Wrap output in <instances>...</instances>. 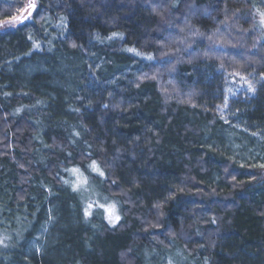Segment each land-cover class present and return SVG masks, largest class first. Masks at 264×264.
Masks as SVG:
<instances>
[{
	"label": "trees",
	"instance_id": "1",
	"mask_svg": "<svg viewBox=\"0 0 264 264\" xmlns=\"http://www.w3.org/2000/svg\"><path fill=\"white\" fill-rule=\"evenodd\" d=\"M31 2L0 30V264H264V167L211 138L220 70L255 76L242 118L264 137L260 1L0 0V24ZM180 26L197 39L178 58ZM209 37L235 48L206 53Z\"/></svg>",
	"mask_w": 264,
	"mask_h": 264
},
{
	"label": "rangeland",
	"instance_id": "2",
	"mask_svg": "<svg viewBox=\"0 0 264 264\" xmlns=\"http://www.w3.org/2000/svg\"><path fill=\"white\" fill-rule=\"evenodd\" d=\"M260 3L256 6V15L258 20V25L260 28L264 24L261 23V17L259 15L260 12H264V0H259ZM29 11V9H28ZM32 12V11H31ZM22 21L28 20L32 18L33 12L31 16L27 15V12H23ZM21 18V17H20ZM17 18L15 20L6 21L5 23L0 24V30L5 28H13L20 24L21 19ZM182 24L183 20H179ZM194 32H186L184 28H175L173 29V33L170 36V41L173 40L177 50L175 51L176 57L180 58L185 56L187 53L192 51V47L194 44L195 36L192 34ZM263 33V32H262ZM264 34V33H263ZM180 36L179 41H175V37ZM229 48H235L234 44L229 41L226 42L224 38L217 39L212 38L205 39V52L206 53H216L223 54ZM224 51V52H223ZM193 55H199L200 51L193 52ZM103 63L100 62L97 64V68L101 69ZM142 70V66H138L137 63H133L127 65L125 70L126 74H137ZM226 81L227 87L225 92L224 102L221 106L220 119L222 123V128L225 132L217 131L218 136L211 135L213 142L218 144H224L222 146H226L230 151L231 155L237 162L240 164H246L251 161L256 165L264 167V154L262 150L259 149L261 145L264 143V137L262 132H260L255 126H251L244 122L242 115L244 113L243 106L245 107L251 101V97L255 94L256 91V78L254 75L243 72H226L224 70H220ZM238 73V74H234ZM243 77V79H241ZM225 100H227V106L225 107ZM220 130V129H219ZM224 138L223 141L220 142L221 138ZM252 141H254L252 143ZM112 204V203H109ZM117 214V212H116ZM117 223V222H116ZM115 223V224H116ZM51 223L46 225L39 235L33 240L32 248L41 251L46 238V233Z\"/></svg>",
	"mask_w": 264,
	"mask_h": 264
},
{
	"label": "snow or ice",
	"instance_id": "3",
	"mask_svg": "<svg viewBox=\"0 0 264 264\" xmlns=\"http://www.w3.org/2000/svg\"><path fill=\"white\" fill-rule=\"evenodd\" d=\"M36 5L34 2H31L28 4L27 8L21 9V13L23 14V12H27L28 16L32 15L31 11H28V9H35ZM260 17H261V23L264 24V12H260L259 13ZM13 19H17L16 17H14ZM21 22L23 19V15L21 16ZM118 34L114 33L113 37L117 36ZM113 37H109V39H112ZM122 38V37H121ZM209 39H211V37H209ZM34 47H39V45H34ZM73 47H76V45H73ZM129 52L134 53L135 55H142L140 52H138L136 49L131 48L128 49ZM145 59L148 60H152L153 57L152 56H147L144 57ZM221 67H223V65H221ZM234 74H238V73H234ZM153 79H155V77H153ZM241 79H243V77H241ZM227 106V100H225V107ZM105 107H107V105H105ZM19 111V109L17 110ZM78 135V134H76ZM89 168L91 169L92 172L96 173L97 175L103 177L105 174L104 172L99 168V166L96 164L95 161H93L90 165ZM71 174L76 175V182L71 184L72 190L73 192H80L81 190L87 191V177H84L82 173H80L79 169L73 168V169H69L68 170ZM65 184H69V181L65 180L64 181ZM97 207L103 209V214H106V219L108 220L109 224H111L112 226H115V223L119 221L120 217L118 214H116V205L113 204H109L107 206L103 205V204H97ZM157 207H159V205H157ZM93 208V202H89L87 204V207L85 208L84 211V217L87 220V218L89 216L92 215V212L90 211V209ZM169 264H171V261L169 262Z\"/></svg>",
	"mask_w": 264,
	"mask_h": 264
}]
</instances>
